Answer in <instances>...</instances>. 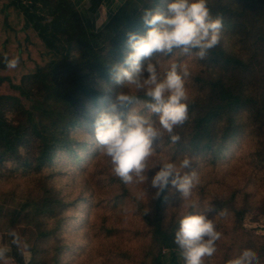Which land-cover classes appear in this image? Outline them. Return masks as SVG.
<instances>
[{
  "label": "trees",
  "instance_id": "obj_1",
  "mask_svg": "<svg viewBox=\"0 0 264 264\" xmlns=\"http://www.w3.org/2000/svg\"><path fill=\"white\" fill-rule=\"evenodd\" d=\"M158 2L125 0L95 32L84 28L71 0L4 3L6 12L21 11L25 19L23 29L30 25L36 41L32 51H23L26 61L17 80L0 73V88L9 89L8 93L0 92V171L8 164L14 169L21 168L29 175L33 192L25 198L22 208L1 215L5 216L3 229L11 240V256L17 263H23V256L10 232L17 233L19 225H28L35 236L26 264H59L63 244L58 232L68 221L66 208L76 198L62 195L49 181L50 174L45 173V168L51 165L56 152L72 150L71 130L80 123L85 105L101 95L97 80L109 77L112 65L124 60L127 33L144 28L142 10L154 8ZM209 8L213 16L221 18L222 29L241 33L246 48L227 50L220 40L200 60L202 72L197 77V93L190 96L189 119L175 130L180 141L171 144L167 136L163 139L173 156L186 154L190 158L221 145L238 133L236 116L244 111L258 123L257 135L264 138V0H209ZM44 10L49 13L48 19ZM19 30L17 25L6 21L0 25V71L7 68L5 58L10 59L4 45L18 47L29 41L27 34L20 37ZM61 40L65 43L64 52L57 58L54 52L60 51L56 43ZM40 42L47 47L43 53ZM251 75L260 80L259 91L247 85ZM255 151L264 156V147ZM110 179L119 184L121 191L112 197V209L122 206L127 196L140 218L141 223L133 229L140 246L139 257L133 263L138 260V264H184L178 260L180 251L174 243L183 215H179L176 207L167 208L168 191L147 205L131 194L119 178L110 175ZM227 204L226 200H218L212 204L215 210L211 214L224 211L235 215L229 225L216 226L225 235L230 231L231 237L217 242L216 254L205 264H228L230 251L241 244L239 239L245 234L242 217L246 209ZM147 207L149 211L145 214ZM110 229L113 230L107 228Z\"/></svg>",
  "mask_w": 264,
  "mask_h": 264
},
{
  "label": "rangeland",
  "instance_id": "obj_2",
  "mask_svg": "<svg viewBox=\"0 0 264 264\" xmlns=\"http://www.w3.org/2000/svg\"><path fill=\"white\" fill-rule=\"evenodd\" d=\"M6 1L8 0H0V25L4 21L15 24L20 29V37L24 34L29 37L25 45L18 47L4 45L5 53L9 58L19 57L20 62L17 68H6L0 73L17 80L22 74L21 68L24 67L26 61L22 56L23 51H32V45L36 41L30 25L25 30L23 29L25 19L20 10L13 9L8 12L4 10ZM167 3L168 0H159L156 6L166 8ZM43 14L45 19H48L47 10H44ZM145 32V27H140L136 31L141 35ZM221 32V41L227 50L236 52L246 48L243 46L246 44L244 37L239 31L223 28ZM124 43L125 57L130 49L127 47V39ZM56 44L60 49L54 52L58 58L64 52L65 43L61 40ZM39 46L42 53L47 48L43 42H40ZM187 62L191 71L186 85L190 97L197 93V77L202 72V67L200 60L196 57L188 59ZM246 81L249 87H254L259 91L261 82L255 75H251ZM96 86L101 91L100 97L85 105L86 112L80 123L71 130L72 150L56 152L51 165L45 168V173L50 174L49 181L59 189L62 195L67 199L76 198L75 203L66 208L65 211L69 218L58 232V239L63 244L59 264H134L133 260L139 257L140 246L133 229L141 223L140 218L132 202L127 200V196L123 199L122 206L112 209V197L121 192L120 186L114 179L110 181V175H113L110 166L106 157L97 148L93 137L96 117L100 112L108 110L116 94L123 89L114 82L112 74L107 78L98 79ZM0 92L8 93L9 89L3 86ZM129 108H124L122 111L127 112ZM42 120L47 122L45 118ZM236 120L240 127L235 136L222 142L221 145L218 144L213 150L190 157L192 168L187 171L194 170L198 174L199 184L193 189L192 197L187 201H183L178 191L167 192V208L176 207L179 215L188 214L192 211L190 208L192 199L201 202V210L208 202L212 205L218 200H226L227 205L231 204L238 209L245 208L242 217L245 234L239 239L241 244L230 251L229 260L248 248L257 254L254 264H264V156L255 151L259 147H264V138L257 135L255 127L258 123L248 117L247 112L237 114ZM161 154L177 162L179 159L189 158L186 154L173 156L171 148L163 142ZM156 170L158 168L151 169L147 173L146 187L149 189V197L155 191L150 188V181ZM0 173V248L8 249L5 257L0 259V264H26L30 258L29 246L34 240V230L28 225L17 227L19 237L17 245L23 256V263H17L11 256V240L3 229L2 221L5 216L1 215L13 209L22 208L25 198L33 194L31 193L32 184L29 175L21 168H12V164H8ZM127 187L129 192L137 197L141 185L134 186L132 183L127 184ZM151 201L152 199L149 200ZM220 213H206V215L209 219L215 218L216 226L229 225L235 219L232 212H226L225 215H220ZM108 227H112L113 230L108 231ZM217 230L222 233V239H227L231 235L230 231L229 235H225L220 228L217 227ZM177 254L178 260L182 261L180 252ZM137 261L135 264L139 263Z\"/></svg>",
  "mask_w": 264,
  "mask_h": 264
},
{
  "label": "clouds",
  "instance_id": "obj_3",
  "mask_svg": "<svg viewBox=\"0 0 264 264\" xmlns=\"http://www.w3.org/2000/svg\"><path fill=\"white\" fill-rule=\"evenodd\" d=\"M140 18L146 32L127 33L130 51L123 63L111 68L112 79L123 90L116 94L108 110L96 117L93 137L111 173L124 184L141 185L139 201L148 205L150 199L160 198L165 190L178 191L187 201L199 184V176L194 170L187 171L192 168L190 158L178 162L165 158L161 144L165 136L171 144L180 141L175 130L189 119L186 85L191 71L187 60H204L219 44L222 20L213 16L209 0H168L166 8L143 9ZM19 62V57L5 58L8 69L17 68ZM124 108L129 110L122 111ZM157 168L150 181L155 191L149 197L147 173ZM190 208L192 211L178 221L174 243L184 264H205L216 254L222 233L217 230L215 218L206 215L215 210L210 202L201 210V202L192 199ZM148 211L147 207L145 214ZM10 235L13 243L19 242L14 230ZM7 251L6 247L0 248V259ZM256 259V252L246 248L228 264H254Z\"/></svg>",
  "mask_w": 264,
  "mask_h": 264
},
{
  "label": "crops",
  "instance_id": "obj_4",
  "mask_svg": "<svg viewBox=\"0 0 264 264\" xmlns=\"http://www.w3.org/2000/svg\"><path fill=\"white\" fill-rule=\"evenodd\" d=\"M71 1L79 13L84 28L89 32H95L104 25V23L117 11L122 2L125 0Z\"/></svg>",
  "mask_w": 264,
  "mask_h": 264
},
{
  "label": "water",
  "instance_id": "obj_5",
  "mask_svg": "<svg viewBox=\"0 0 264 264\" xmlns=\"http://www.w3.org/2000/svg\"><path fill=\"white\" fill-rule=\"evenodd\" d=\"M173 264H176V263H173Z\"/></svg>",
  "mask_w": 264,
  "mask_h": 264
}]
</instances>
